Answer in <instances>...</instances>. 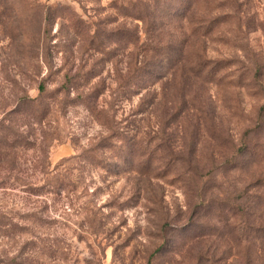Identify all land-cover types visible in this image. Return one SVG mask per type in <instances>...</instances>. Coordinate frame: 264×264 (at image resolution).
<instances>
[{
    "label": "rangeland",
    "instance_id": "1",
    "mask_svg": "<svg viewBox=\"0 0 264 264\" xmlns=\"http://www.w3.org/2000/svg\"><path fill=\"white\" fill-rule=\"evenodd\" d=\"M0 264H264V0H0Z\"/></svg>",
    "mask_w": 264,
    "mask_h": 264
},
{
    "label": "trees",
    "instance_id": "2",
    "mask_svg": "<svg viewBox=\"0 0 264 264\" xmlns=\"http://www.w3.org/2000/svg\"><path fill=\"white\" fill-rule=\"evenodd\" d=\"M135 39H136V38H135ZM148 39H149V40H148V43H149V42H150V44L152 43V46H148V51H150L151 54H152L153 56H155V53H158L159 50H160L159 47H158L159 44L161 43V42H160V38H158L157 36L152 35V36H150ZM130 42L134 43V40H132L131 36H130ZM134 44H135V43H134ZM170 45H172V43H171ZM169 47H170V46H168V48H169ZM39 89H40V90H43V84H42V83L39 85ZM29 100H31V99H29ZM24 102H25V100H24ZM32 217H33L34 221H36V219H37L38 222L41 221V217L36 216L35 213L32 214Z\"/></svg>",
    "mask_w": 264,
    "mask_h": 264
}]
</instances>
